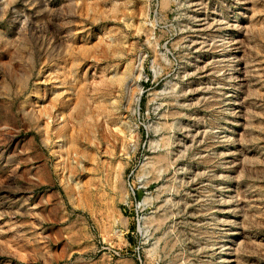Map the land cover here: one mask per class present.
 Masks as SVG:
<instances>
[{"label": "rangeland", "instance_id": "obj_1", "mask_svg": "<svg viewBox=\"0 0 264 264\" xmlns=\"http://www.w3.org/2000/svg\"><path fill=\"white\" fill-rule=\"evenodd\" d=\"M0 264H264V0H0Z\"/></svg>", "mask_w": 264, "mask_h": 264}]
</instances>
